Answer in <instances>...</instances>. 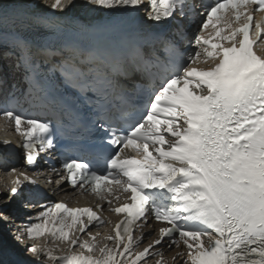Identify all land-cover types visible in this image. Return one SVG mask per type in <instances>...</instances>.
<instances>
[{"label": "snow or ice", "instance_id": "1", "mask_svg": "<svg viewBox=\"0 0 264 264\" xmlns=\"http://www.w3.org/2000/svg\"><path fill=\"white\" fill-rule=\"evenodd\" d=\"M74 6L0 0V94L10 105L19 91L55 111L51 66L64 83L124 101L115 115L101 108L88 129L99 138L57 173V185L93 194L120 218L98 239L91 226L105 223L101 203L96 210L37 203L40 222L18 229L15 239L50 237L57 247L25 245L29 264H264V54L256 51L264 49V0H84L86 11L107 15L69 24L65 13ZM140 7L151 23L132 17ZM177 17L199 18L197 30L161 28ZM185 43L193 46L187 57ZM9 53L22 91L7 81ZM209 60V67H193ZM153 68L166 73L158 84ZM138 75L146 83L130 94L121 78ZM133 95L144 98L143 108L129 103ZM0 115L22 137L26 165L54 148L52 121L12 107ZM8 172L15 178L0 194L3 223L14 219L6 209L25 184H35L27 171ZM144 228L156 235L141 249ZM165 243L175 248L169 258Z\"/></svg>", "mask_w": 264, "mask_h": 264}, {"label": "bare ground", "instance_id": "2", "mask_svg": "<svg viewBox=\"0 0 264 264\" xmlns=\"http://www.w3.org/2000/svg\"><path fill=\"white\" fill-rule=\"evenodd\" d=\"M74 7H70L68 11L65 13V17L72 20L74 18H81V17H98V16H106V13H102L99 10L94 11H86L84 5V0H74ZM91 7V6H89ZM8 59L4 61V65L6 69H10L9 75L13 76V71L11 70L10 66L6 64ZM7 140L10 141L9 146L4 147L3 142ZM22 149L19 142V135L14 131V128L6 123L0 121V194H5V189L11 187V181L15 178V174H10L8 169L15 167L18 170L24 171L22 167ZM6 160L2 164V160ZM15 159V164H12L11 161ZM32 179L35 181V184H25V187L35 185L38 190L42 191L43 194H46V199L42 200V203L39 205L47 206L51 203L57 201H64L66 198L69 197L68 205L70 207H84L85 200H82L78 196H74L69 194L66 191V188L60 183L57 185L58 179L55 178V174L47 173L46 171H38L36 173H27ZM49 181L51 183H49ZM24 187V188H25ZM20 206H17L14 201H12L8 205V209L6 211L13 212L14 219L10 220V222L3 223L0 222V239H4L11 245H15L17 248H21L22 251L32 260V256L30 253L25 251V245L31 244L33 242L46 245L49 248L57 247L56 244L51 242V238H38L35 241L29 240L26 237L19 242L15 239L17 235V230L20 229V224L24 223V226L29 223H38L40 222L39 218L37 217V213L41 210L39 207H36L33 210H25L22 211ZM106 216L108 217L109 221L113 222L114 215L112 213H107V209H104ZM21 216L22 220H18ZM158 227V225L154 224ZM24 228V227H23ZM112 226H104L103 228L94 229L91 228L93 233H99L98 239H102L103 236L110 233ZM155 229L154 228H144L142 234V242L140 244V248L142 249L145 247L153 238H154ZM83 237V234H81ZM86 238V237H85ZM59 248H64V245H58ZM165 253V258H169L173 255L175 248L171 250H167L163 248ZM155 259H158L156 257ZM44 264H47L45 261ZM149 264H152V259L149 260Z\"/></svg>", "mask_w": 264, "mask_h": 264}]
</instances>
